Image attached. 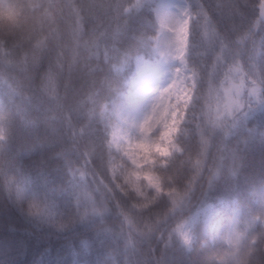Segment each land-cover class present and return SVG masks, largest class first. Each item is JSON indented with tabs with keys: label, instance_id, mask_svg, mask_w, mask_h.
Instances as JSON below:
<instances>
[{
	"label": "trees",
	"instance_id": "1",
	"mask_svg": "<svg viewBox=\"0 0 264 264\" xmlns=\"http://www.w3.org/2000/svg\"><path fill=\"white\" fill-rule=\"evenodd\" d=\"M162 1L0 0V187L22 158L37 205L22 217L0 191V264H264V186L239 166L264 161V0H183L178 152L137 168L111 145L139 64L159 61ZM206 208L181 254L176 228Z\"/></svg>",
	"mask_w": 264,
	"mask_h": 264
},
{
	"label": "rangeland",
	"instance_id": "2",
	"mask_svg": "<svg viewBox=\"0 0 264 264\" xmlns=\"http://www.w3.org/2000/svg\"><path fill=\"white\" fill-rule=\"evenodd\" d=\"M188 9L183 0H163L158 5L159 61H142L139 64L132 86L133 95L117 114L118 123L113 129L111 145L114 151H123L127 161L137 168L142 166V150L148 152L150 149L162 159L178 152L175 143L177 126L185 115L179 107H187L191 103L195 88L194 74L185 63L190 25ZM161 128L159 142L151 145L150 138ZM173 199L176 200L175 197ZM202 218L210 223L213 220L212 209L206 208L181 223L175 235L179 239H188ZM208 227L215 230L211 224Z\"/></svg>",
	"mask_w": 264,
	"mask_h": 264
},
{
	"label": "clouds",
	"instance_id": "3",
	"mask_svg": "<svg viewBox=\"0 0 264 264\" xmlns=\"http://www.w3.org/2000/svg\"><path fill=\"white\" fill-rule=\"evenodd\" d=\"M4 140V136L0 134V141ZM5 151L0 148V157L4 156ZM23 154H21L22 156ZM239 166L246 176L247 182H254L259 179L260 184L264 186V161H262L259 171L256 170L255 165L246 156L239 158ZM10 171V178L5 179L0 191H2L4 198L12 205L14 210L23 216H29L32 203L31 200L22 194L23 190L20 185L23 183L26 176L31 175L24 166L23 159L19 161V168H12ZM245 183L242 194H249L248 183ZM239 190V185H238ZM55 206V205H54ZM71 218L68 219L67 223H71ZM200 236L198 231H194L188 239H180L178 241V251L181 254H191L196 251L199 244Z\"/></svg>",
	"mask_w": 264,
	"mask_h": 264
},
{
	"label": "snow or ice",
	"instance_id": "4",
	"mask_svg": "<svg viewBox=\"0 0 264 264\" xmlns=\"http://www.w3.org/2000/svg\"><path fill=\"white\" fill-rule=\"evenodd\" d=\"M32 207H37V205L35 203H33Z\"/></svg>",
	"mask_w": 264,
	"mask_h": 264
}]
</instances>
